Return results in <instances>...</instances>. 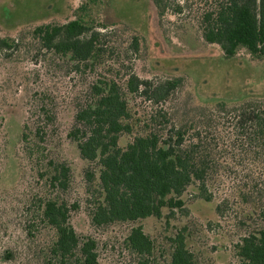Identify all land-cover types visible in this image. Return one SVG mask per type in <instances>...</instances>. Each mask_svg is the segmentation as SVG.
Masks as SVG:
<instances>
[{"label":"trees","instance_id":"trees-1","mask_svg":"<svg viewBox=\"0 0 264 264\" xmlns=\"http://www.w3.org/2000/svg\"><path fill=\"white\" fill-rule=\"evenodd\" d=\"M149 1L161 18L194 16L203 40L218 46L225 59L244 48L254 59L264 60V0ZM98 3L83 4L66 23L33 29L42 70H33L25 80L30 114L20 140L43 195L29 208L26 250L5 248L0 264H100L103 242L109 243L78 234L71 223L80 207L63 194L71 189L73 169L54 149L58 107L68 97L54 90L42 71L82 80L80 93L71 99L72 122L65 137L85 162L90 225L104 231L129 226L119 237L121 259L202 264L187 226L158 244L141 222L157 218L169 224L178 212L187 215L185 195L190 189L195 199L212 202L213 184L223 179L230 193L217 203V221H209L207 228L225 229L237 264H264V98L233 105L223 100L212 106L186 104L181 109L185 79L138 77L125 63L139 54L141 38L133 34L126 40L107 30L105 20L97 22L91 12ZM131 9L127 5L121 13L128 16ZM21 43L0 36V55L11 59ZM125 136L130 139L121 145ZM230 221L232 227L225 228L223 222Z\"/></svg>","mask_w":264,"mask_h":264},{"label":"rangeland","instance_id":"rangeland-1","mask_svg":"<svg viewBox=\"0 0 264 264\" xmlns=\"http://www.w3.org/2000/svg\"><path fill=\"white\" fill-rule=\"evenodd\" d=\"M90 1L0 0V36L22 42L21 49L11 59L0 55V254L7 247L20 252L26 250L22 249L27 246L24 227L32 217L29 208L37 195H43L20 140L30 114L25 80L32 76L33 70H42L33 43V29L42 24L66 23L74 19L80 6ZM127 5L132 8L128 16L121 13ZM91 14L97 22L105 20L107 30H114L126 40L133 34L139 35L140 52L125 63L138 77L185 79L178 101L181 109L186 108V104L187 108L212 106L223 100L233 105L251 98H264V60L254 59L244 48L239 49L234 58L225 59L218 46L203 40L199 23L191 14L182 17L168 14L161 18L149 0H100ZM47 74L42 71L41 76H47L50 86L61 96L68 97L59 99V129L53 146L55 153L66 159L73 169L71 189L63 194L70 204L78 203L80 207L72 213L71 223L78 234L93 235L109 242H103L100 264H133L128 258L121 259L119 248V237L127 233L129 226L97 230L87 217L89 195L83 178L85 162L65 137L72 122L71 99L80 93L82 80L74 74ZM129 139L123 137L120 144L125 145ZM222 182H214L212 202L195 199L190 189L185 195L187 215L178 212L169 224L165 219L143 220L144 231L161 244L170 234L187 226L190 245L202 264H237L225 229L218 232L207 228L209 221H217V203L230 193L229 185ZM223 225L231 228L233 222H223Z\"/></svg>","mask_w":264,"mask_h":264}]
</instances>
